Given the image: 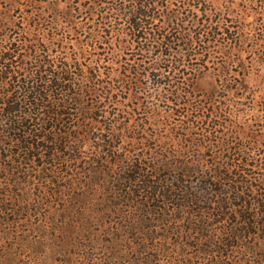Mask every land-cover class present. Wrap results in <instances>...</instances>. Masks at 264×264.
I'll return each mask as SVG.
<instances>
[{
	"label": "trees",
	"instance_id": "trees-1",
	"mask_svg": "<svg viewBox=\"0 0 264 264\" xmlns=\"http://www.w3.org/2000/svg\"><path fill=\"white\" fill-rule=\"evenodd\" d=\"M95 1L101 9L98 21L89 26L87 44L97 48L98 42L110 43L108 30L122 37L121 47L136 50L133 68L119 75L120 86L102 77L97 63L92 74L71 63L59 72L50 69L49 77L42 65L14 64L10 61L23 49H7L8 39L0 34V171L33 174L28 162L38 158L45 176L65 178L69 171L60 165L71 163L73 190L89 189L101 174L107 179L106 201L114 204L119 223H188L192 241L184 243L185 254L162 242L153 245L156 255L163 253L167 261L229 264L224 260L228 258L231 264H251L247 258L255 257L252 264H264V137L254 133L248 138L236 125L232 132H223V123L203 115L216 108L198 106L192 111H202L201 117L183 124L201 131L199 141L228 148L226 159L160 160L144 150V137L129 135L131 110L120 98L123 87L130 90L145 76L156 82L153 90L145 91L150 97L182 94L181 86L194 84L217 48L224 57L219 86L229 93L235 55L222 38L237 43L242 38L195 0ZM21 42L26 44V39ZM181 108L186 115L193 107L185 103ZM230 114L239 115L234 109ZM92 143L95 152L87 161L84 149ZM164 167L177 178H159Z\"/></svg>",
	"mask_w": 264,
	"mask_h": 264
},
{
	"label": "rangeland",
	"instance_id": "rangeland-1",
	"mask_svg": "<svg viewBox=\"0 0 264 264\" xmlns=\"http://www.w3.org/2000/svg\"><path fill=\"white\" fill-rule=\"evenodd\" d=\"M194 4L212 9L213 16L223 19L225 27L242 38L238 43L222 38L235 55L229 73L231 92L219 86V65L224 57L217 48L194 84L181 86L182 94L150 97L145 91L153 90L156 82L145 76L130 90L123 87L120 98L131 110L127 115L133 124L129 135L144 137L145 151L160 160L209 163L221 160V156L226 159L229 149L199 141L201 131H191L183 124L201 117L202 111H192L198 106L216 108L203 115L214 123H223L227 127L221 128L223 132H232V125H236L248 138L254 133L264 137V0H195ZM91 7L95 12H90ZM100 9L95 0H0V34L8 39L7 49H23L21 56L10 62L42 65L48 77L50 69L59 72L71 63L81 64L92 74V65L97 63L102 67V77L120 86L119 75L123 77L133 68L131 59L136 50L121 47L122 37L108 30L111 44L105 40L98 42L97 48L87 44L86 34L98 21ZM21 39H26V44ZM192 63L195 65V61ZM61 76L68 77L65 73ZM185 103L193 107L186 115L181 108ZM231 109L239 115L230 114ZM93 144L84 149L87 161L95 152ZM12 149L16 151V147ZM35 160L28 162L33 174L0 171V264H185L182 258L167 261L152 247L162 242L185 254L184 243L192 241L188 223H119L114 204L106 201L110 196L102 174L92 179L89 189L73 190L71 163L60 165L70 174L57 178L54 174L45 176L43 160ZM159 178L170 180L177 175L164 167L159 169ZM82 180L79 186L83 187L86 179ZM253 260L255 257H248L246 261L252 264Z\"/></svg>",
	"mask_w": 264,
	"mask_h": 264
}]
</instances>
